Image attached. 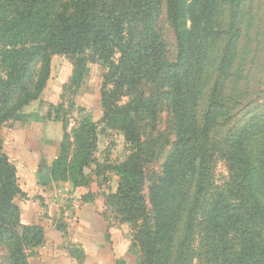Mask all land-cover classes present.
<instances>
[{"label": "trees", "instance_id": "16d2710c", "mask_svg": "<svg viewBox=\"0 0 264 264\" xmlns=\"http://www.w3.org/2000/svg\"><path fill=\"white\" fill-rule=\"evenodd\" d=\"M18 21L28 28L14 62H2L0 131L37 100L53 55L93 48L115 92H103L105 112L129 99L120 112L131 154L111 168L121 181L113 199L141 264H264V0H0V43ZM17 196L0 138V245L9 264H29L44 231L22 227Z\"/></svg>", "mask_w": 264, "mask_h": 264}, {"label": "rangeland", "instance_id": "374dc122", "mask_svg": "<svg viewBox=\"0 0 264 264\" xmlns=\"http://www.w3.org/2000/svg\"><path fill=\"white\" fill-rule=\"evenodd\" d=\"M254 8L255 11L259 8V2L256 1ZM20 22L10 25L11 37L7 36L8 39L0 43V77L6 72L3 60L14 62L11 55H17L21 49L15 42L28 27L20 26ZM132 26H135L132 27L135 36H141L140 25L134 23ZM160 27L173 57L176 52L173 33L165 20ZM126 29V36H131V28L126 26ZM4 43L7 47L2 46ZM108 71L109 66L99 59L93 48L81 55H53L49 78L37 100L30 102L1 128L4 153L10 158L12 152L18 154L15 149L22 150L18 156H23L24 160L10 158L17 177L19 167L18 181L23 180L20 166L34 164L33 150L50 144L45 149L49 159L46 162L42 157L43 163L36 172L39 174L46 169L52 176V183L41 186L36 176L30 174L32 184L25 185L27 193L14 200L21 211L23 228L41 227L44 240L46 231L47 246L44 250H40V246L28 251L29 264L142 263L134 229L130 223L122 222V215L117 214V201L113 199L121 181L111 168L127 159L131 147L121 130L126 115L120 110L129 101L128 97H119L118 104L112 103L108 112L102 103L103 92L115 93L111 84H106L104 76ZM38 72L39 68L33 67L32 75L37 76ZM261 88L264 91V75ZM108 99L112 101L111 97ZM33 103L42 123L59 122L63 133L60 143L53 141L51 136H42L40 131L26 133L23 129L27 120L17 124L22 126L20 130L12 129L13 125L8 128V124L18 121L17 117ZM31 116L30 123L35 120ZM168 122L170 117L164 114L161 128L165 129ZM40 126L41 123L35 127ZM13 143H18L19 148ZM226 177V167L219 163L216 172L219 186ZM81 246H85V250ZM8 255V248L0 245V264H9Z\"/></svg>", "mask_w": 264, "mask_h": 264}, {"label": "crops", "instance_id": "0c3cea01", "mask_svg": "<svg viewBox=\"0 0 264 264\" xmlns=\"http://www.w3.org/2000/svg\"><path fill=\"white\" fill-rule=\"evenodd\" d=\"M34 108H35V104L33 103L30 107H27L17 117L18 121H16L14 124L12 122H10L8 124V128L13 125L12 129L15 128L16 130H20L22 128V126H17V124H19V123L22 124L23 121L27 120L28 122L24 123L26 128L23 129L24 131H26V133L28 131H29V133L30 132H34V131H38V132L40 131L41 132L40 134H43L42 136H46V137L47 136H51L53 138V141H57V143H60V141H61L60 138L62 137L63 133H62V128L59 125V122L47 121V122L42 123L40 118L37 116V112L34 111ZM30 116L33 117L31 119L35 118V120L32 123H30V121H29ZM33 123H35V124L33 125ZM39 123H41L40 128L39 127H35L36 124H39ZM34 136H36V135H34ZM55 143L56 142H54V144ZM14 144H15V146L19 145L18 143H13V145ZM49 145L46 144L44 147H39L38 149L33 150V155H31V157L33 156V158L35 160V161H33L34 164L29 163V164H27V166H25V165L24 166H20V168L23 169V174L21 173V175H23V180H19V184L21 185V189H22L23 192L27 193L25 185L32 184V179L30 178V174H34L35 176H37L38 173L36 171L38 170V168H40L41 164L43 163V162H41L42 157H43L44 161H46V162L49 159V155L46 153V150H47L46 147L47 146L49 147ZM17 148H19V146H17ZM24 148H27V147H24ZM15 150L18 151V154L20 152H22V150H20V148L19 149H15ZM18 154L12 152L10 154V158L11 159L13 158L12 160H14L17 157L16 158L17 160H22L23 156H18ZM20 154H22V153H20ZM19 174L20 173H19V167H18V178H19ZM57 232H59V231H57ZM47 244H48V242L46 241V231H45V241H44V244L42 245V247L40 248V250L41 249L44 250L45 247L47 246ZM81 248L85 250V246H83V247L81 246ZM84 252H87V251H84Z\"/></svg>", "mask_w": 264, "mask_h": 264}, {"label": "water", "instance_id": "95a60500", "mask_svg": "<svg viewBox=\"0 0 264 264\" xmlns=\"http://www.w3.org/2000/svg\"><path fill=\"white\" fill-rule=\"evenodd\" d=\"M36 178L38 179L39 184L41 186H48L53 181L51 174H49V172L46 169L42 170V172L37 174Z\"/></svg>", "mask_w": 264, "mask_h": 264}]
</instances>
